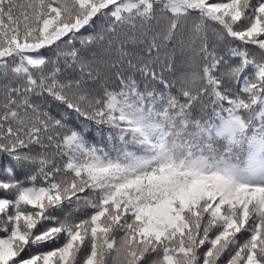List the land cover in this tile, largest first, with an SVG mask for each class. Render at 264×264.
I'll return each instance as SVG.
<instances>
[{"label":"snow or ice","instance_id":"6c2138e0","mask_svg":"<svg viewBox=\"0 0 264 264\" xmlns=\"http://www.w3.org/2000/svg\"><path fill=\"white\" fill-rule=\"evenodd\" d=\"M177 38L198 63L173 92ZM141 39L155 57L125 51ZM254 97L264 128V0H0V264H264V134L236 115ZM205 99L215 122L186 119ZM169 113L246 161H177Z\"/></svg>","mask_w":264,"mask_h":264},{"label":"trees","instance_id":"16d2710c","mask_svg":"<svg viewBox=\"0 0 264 264\" xmlns=\"http://www.w3.org/2000/svg\"><path fill=\"white\" fill-rule=\"evenodd\" d=\"M99 23V22H98ZM97 31L99 29L97 28ZM89 33H84V35H88ZM151 33H149V37ZM209 41L215 40V37L212 36L211 32L208 33ZM185 39L187 37L185 36ZM159 42V41H158ZM149 40L141 39L138 40L134 45L132 43H125L124 48L125 51L134 53L136 55L142 56L145 60L151 59V57H155L157 52L154 50L151 53V56L146 54V49L148 47ZM79 47V45H77ZM98 45L91 46L90 50H94ZM221 50L219 54L224 56L225 60H228L229 53L226 47L220 45ZM160 62L165 65L167 68L168 64H174L176 66V75L173 76L170 71L165 70L164 75L169 79L177 80V83L174 85L173 92L176 89L181 87V84L178 81V77L183 71H190L194 69L195 65L198 63L197 58L194 57L193 51L184 47L183 49L180 46V39L177 38L171 42L165 43L159 52ZM116 57L113 56V59ZM135 62V60L133 61ZM238 62V61H232ZM117 69L113 68L112 71L115 72ZM159 71V67L157 68ZM70 71V70H69ZM94 86V85H93ZM198 86V82L193 83L189 81L187 87L195 91ZM260 100L259 97H254L252 100L247 102V108L245 111H238L236 113L237 116L240 117L241 121L245 124L246 129H250L251 131L246 132L245 135L251 134L252 132H256L257 134H264V128H260L258 124H254L253 121L258 115L257 111V102ZM206 109L201 107V104H196L194 109L187 115L186 119L193 123H198L201 126H209L210 123H214L213 113L211 109V103L207 102L205 99ZM53 109V114H56L55 105H50ZM260 111H264V103L260 104ZM158 111V109H157ZM176 119V113H169V117L165 119L161 116L158 120L154 121L161 125L162 131L165 133V139L167 148L174 155L177 161L186 159L188 157L189 151H191L194 155H203L205 157H216V158H224L228 159L233 163L243 164L246 161V149L237 145L233 150L229 151V147L227 142L224 139L218 137L208 138L207 135H196L199 131L196 127H182L181 123L183 119L181 118V122L173 124L172 121ZM69 121H74V116H69ZM108 129L102 128L97 129L95 125L92 126V133L88 135V140L91 143L96 145L104 146L106 144V136ZM238 139H242V137L237 136ZM155 141H151L154 143ZM146 146V145H145ZM71 208H66L64 211L68 212ZM58 215H63V213H58Z\"/></svg>","mask_w":264,"mask_h":264}]
</instances>
